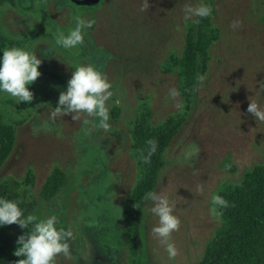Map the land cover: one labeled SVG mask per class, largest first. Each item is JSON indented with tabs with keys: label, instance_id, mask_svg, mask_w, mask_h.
I'll list each match as a JSON object with an SVG mask.
<instances>
[{
	"label": "rangeland",
	"instance_id": "374dc122",
	"mask_svg": "<svg viewBox=\"0 0 264 264\" xmlns=\"http://www.w3.org/2000/svg\"><path fill=\"white\" fill-rule=\"evenodd\" d=\"M80 1L6 0L0 6L1 50L23 48L42 61L41 75L29 85L31 103L0 93L3 122L16 127L0 184L10 177L23 183L28 171L34 173L29 187L36 202L33 215H55L58 226L73 233L71 257L58 255L55 264H199L223 225L220 208L211 210L212 197L264 165V122L247 111L251 100L264 107V0H149L143 12V0ZM202 2L214 4L211 22L220 37L208 50L207 69L199 75L204 80L196 86L189 118L165 151L155 189L169 196L180 220L171 234L178 255L169 260L151 233L158 218L147 202L135 258L123 240L125 233L132 234L124 213L139 173L132 129L148 107L154 124L183 112L178 70L168 71L166 61L183 53L187 27L198 21L185 20V5ZM76 16L93 21L84 44L57 47V30L67 33ZM81 63L93 64L111 84L108 130L84 113L75 120L71 113L51 115ZM172 88L176 97L169 95ZM55 168L67 181L45 199L42 189ZM30 228L0 227V257Z\"/></svg>",
	"mask_w": 264,
	"mask_h": 264
},
{
	"label": "trees",
	"instance_id": "16d2710c",
	"mask_svg": "<svg viewBox=\"0 0 264 264\" xmlns=\"http://www.w3.org/2000/svg\"><path fill=\"white\" fill-rule=\"evenodd\" d=\"M5 1L0 0V6ZM208 5L212 8L211 15L188 25L183 53L171 55L166 61L168 71L178 70L180 91L184 99L183 112L154 124L152 108L148 107L132 129L133 154L137 159L139 173L137 184L128 199L130 208L124 213V217L131 222L132 234L125 233L123 240L135 258L140 253L141 220L147 204L143 196L148 191H155L157 187L164 166L165 151L189 118L199 75L208 66V50L220 37V29L211 22L215 6L211 2ZM3 40L4 37L0 35V45ZM1 114L0 168L13 150L16 133V127L4 124ZM149 139L157 142V148L150 162L144 163L142 155L147 154L149 146L146 142ZM229 168L233 170L234 166L230 165ZM66 181V174L55 168L43 186V197H54ZM34 183L35 175L31 170L23 183L10 177L0 184V197L18 201L25 215L34 214L36 202L29 190ZM219 195L228 202L226 208H220L223 225L207 244L199 264H264V165L254 167L238 184L225 186ZM18 246L4 252L0 264H17L22 259L14 254Z\"/></svg>",
	"mask_w": 264,
	"mask_h": 264
},
{
	"label": "clouds",
	"instance_id": "9594fccd",
	"mask_svg": "<svg viewBox=\"0 0 264 264\" xmlns=\"http://www.w3.org/2000/svg\"><path fill=\"white\" fill-rule=\"evenodd\" d=\"M150 7L149 0H143L140 11H145ZM185 20L193 18H205L211 15L212 8L205 2L198 6L186 4L184 8ZM196 22V20H193ZM239 21L233 22V27L239 26ZM93 21L80 16L74 17V26L65 33L57 30L54 43L63 49H76L84 44L86 30L91 28ZM2 51L0 55V93L8 94L20 102L33 100V92L29 85L33 84L41 75L39 66L42 61L35 53L19 47H9ZM202 82L203 76L199 77ZM264 87V86H262ZM111 84L91 63H81L75 66L70 79L67 81L65 90L60 92L57 105L52 117L58 114H73V119H78L79 113L99 119V127L108 130L109 111L106 102L112 96ZM171 97H176L178 92L175 88L169 90ZM247 111L251 113L257 122H264V107L251 100ZM89 121L85 120L87 124ZM37 129H34L36 132ZM148 151L142 155L144 163H149L151 156L155 153L157 142L149 139L147 142ZM143 199L150 204L149 212L158 218V222L151 228V233L164 245L168 259L175 261L178 249L171 240V234L177 231L180 226L178 216L174 214V205L169 196L158 191H148ZM212 212L217 208H226L228 202L221 195H214L211 200ZM16 223L21 228L30 230L17 238L19 245L15 250V255L21 257L17 264H55L56 257L62 255L70 258L72 253L69 240L73 233L70 229L58 226L55 215L44 219H38L33 214L25 215L19 202L0 197V227Z\"/></svg>",
	"mask_w": 264,
	"mask_h": 264
},
{
	"label": "water",
	"instance_id": "95a60500",
	"mask_svg": "<svg viewBox=\"0 0 264 264\" xmlns=\"http://www.w3.org/2000/svg\"><path fill=\"white\" fill-rule=\"evenodd\" d=\"M100 0H82L80 3H86V4H97Z\"/></svg>",
	"mask_w": 264,
	"mask_h": 264
},
{
	"label": "crops",
	"instance_id": "0c3cea01",
	"mask_svg": "<svg viewBox=\"0 0 264 264\" xmlns=\"http://www.w3.org/2000/svg\"><path fill=\"white\" fill-rule=\"evenodd\" d=\"M100 2V1H99Z\"/></svg>",
	"mask_w": 264,
	"mask_h": 264
}]
</instances>
